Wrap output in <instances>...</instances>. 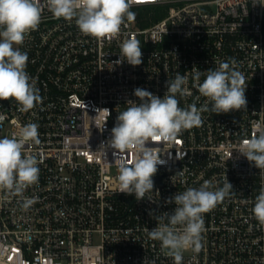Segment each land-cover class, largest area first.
<instances>
[{
  "label": "built area",
  "instance_id": "1",
  "mask_svg": "<svg viewBox=\"0 0 264 264\" xmlns=\"http://www.w3.org/2000/svg\"><path fill=\"white\" fill-rule=\"evenodd\" d=\"M131 10L135 20L118 36L97 39L45 7L20 46L42 100L28 112L0 100V137L38 124L40 143L26 145L25 154L38 159L39 180L23 194L34 199L28 209L0 192V264H173L145 229L174 210L175 193L205 180L222 187L225 176L233 191L203 215V247L186 251L183 264H264V226L252 213L264 174L238 152L264 123V0H133ZM129 37L139 41L143 62L116 65ZM233 60L245 76L247 110L216 114L208 103L201 125L174 143L148 144L163 161L153 192L140 200L120 193L119 166L137 156H121L109 141L126 102H138L134 89L163 97L179 73L187 78L179 106L200 108L207 101L196 73Z\"/></svg>",
  "mask_w": 264,
  "mask_h": 264
},
{
  "label": "clouds",
  "instance_id": "2",
  "mask_svg": "<svg viewBox=\"0 0 264 264\" xmlns=\"http://www.w3.org/2000/svg\"><path fill=\"white\" fill-rule=\"evenodd\" d=\"M132 4L133 0H46L42 6L37 0H0V100H14L23 112L32 110L42 100L35 79L26 71L28 55L20 46L38 28L45 7L58 19L74 20L84 35L112 39L119 35L123 24L135 20ZM142 55L139 41L129 37L121 43L119 59L114 63L120 65L126 61L138 66L143 62ZM202 74L205 78L199 82ZM196 79L198 92L207 101L200 108L196 104L187 108L179 106L177 95L186 94L187 83V78L179 73L166 82L163 97L146 89H134L138 102L131 99L126 102L125 110L118 113L111 129L109 141L121 156L129 151L137 156L131 166L127 162L119 166L120 193L135 195L140 200L153 192V177L157 165L163 161L159 147L148 144L174 143L183 130L201 125L202 112L209 110L208 103L216 114L247 110L245 76L237 70L234 60L222 61L205 73L197 72ZM103 110L111 114L108 109ZM3 119L0 115V121ZM38 127L36 123H28L11 137H0V192L19 196L24 209L34 203L33 198L24 197L25 190L39 180L38 159L25 154L26 145L40 143ZM255 127L258 134L244 139L238 152L264 174V123L258 122ZM232 191L233 186L225 176L222 187L205 180L199 188L175 193L168 200L175 204L174 210L154 217L157 225L145 229L148 237L160 242L173 264H183L186 251L199 253L203 247V215ZM252 213L264 226V188L255 198ZM149 215L153 213L150 211Z\"/></svg>",
  "mask_w": 264,
  "mask_h": 264
}]
</instances>
